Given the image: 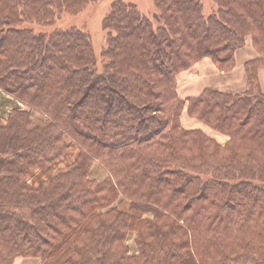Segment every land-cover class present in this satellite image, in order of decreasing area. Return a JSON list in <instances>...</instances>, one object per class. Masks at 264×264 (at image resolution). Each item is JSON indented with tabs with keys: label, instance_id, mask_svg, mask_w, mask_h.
Returning a JSON list of instances; mask_svg holds the SVG:
<instances>
[{
	"label": "trees",
	"instance_id": "obj_1",
	"mask_svg": "<svg viewBox=\"0 0 264 264\" xmlns=\"http://www.w3.org/2000/svg\"><path fill=\"white\" fill-rule=\"evenodd\" d=\"M93 1L0 0V88L31 108L0 117V264H264V0H214L209 15L201 0H154L158 27L117 1L101 67L85 32L26 25ZM249 36L246 91L180 98L178 74L206 57L231 70ZM186 104L229 140L185 129ZM66 136L77 159L31 185Z\"/></svg>",
	"mask_w": 264,
	"mask_h": 264
},
{
	"label": "rangeland",
	"instance_id": "obj_2",
	"mask_svg": "<svg viewBox=\"0 0 264 264\" xmlns=\"http://www.w3.org/2000/svg\"><path fill=\"white\" fill-rule=\"evenodd\" d=\"M117 1H122L127 4H135L138 11L142 15L147 16L153 22L155 27L159 26V22L157 18L155 17L156 8L154 5V0H95L93 2H89L88 4H86L83 8H81V10L77 12L64 13L51 25L41 26L35 23L26 24V25L31 26L35 31L43 30L46 32H50L55 29L67 30V29L77 28L85 32L86 34H88L90 38L92 47L98 58V64L101 67L102 66V52L106 50L108 47L107 39L109 35V31L105 30L103 27V22L105 18L107 17V15L110 13L112 5L116 3ZM201 2L204 5L205 13L207 15L211 14L217 7L214 0H201ZM250 46H252L253 54L256 55L255 58L259 57V54L254 49L252 37L249 36L246 39L245 46L238 50L240 51L244 49L243 51L240 52L241 59L246 58L247 56L251 54ZM238 51H236V53ZM236 53H235V57H236ZM234 67L227 72L232 71ZM222 72H226V71H222ZM246 82H247V75H246ZM247 88H248V85H247ZM253 91L254 92L257 91L255 85H254ZM232 92H235V91H232ZM236 93H241V92L237 91ZM16 108H19L22 110L31 109L26 104L22 103L21 101L9 95L3 89L0 88L1 121L6 124L8 122V117L10 113ZM32 117H33V120L36 122H40L46 119L45 116H43L41 113L37 111H32ZM179 118H180V123L183 127H184V123H186L187 121L191 119H195L196 121L200 122L202 124V126L200 125L202 129H192V130L202 131L204 134H206V136L216 140L219 144H225L229 140L228 136L219 133L218 131L210 127L209 125L200 121L199 119L190 117L188 114L187 104L185 108L183 109ZM65 140H66V143L69 145V149L67 153L59 161H57L56 163H53L48 168L35 170L33 174L28 177V182L31 185L37 186L41 181L46 180L52 173H54L60 168L69 166L77 159V156L79 154V147L77 146V144L73 143L69 137L66 136ZM107 175H108V172L101 165L96 163L94 167L92 168L89 174V177L91 180L99 182V181H103L107 177ZM126 246L128 248L129 254L134 255L138 253L135 234L131 233L129 235L128 240L126 241ZM30 259L38 260L37 258H30Z\"/></svg>",
	"mask_w": 264,
	"mask_h": 264
},
{
	"label": "crops",
	"instance_id": "obj_3",
	"mask_svg": "<svg viewBox=\"0 0 264 264\" xmlns=\"http://www.w3.org/2000/svg\"><path fill=\"white\" fill-rule=\"evenodd\" d=\"M247 46V45H246ZM251 54L241 59V51L236 53L235 67L230 72L220 71L210 58H205L190 69L178 74V94L182 100L191 97H198L206 88H216L227 91L242 92L247 88L245 62L256 57L253 54L252 46ZM247 48V47H246ZM248 51V50H247ZM259 81L264 92V67L258 70ZM202 124L195 119H191L184 123V127L188 130L202 129ZM14 264H41V260L30 258H18Z\"/></svg>",
	"mask_w": 264,
	"mask_h": 264
}]
</instances>
